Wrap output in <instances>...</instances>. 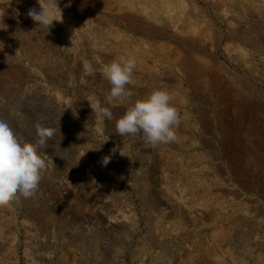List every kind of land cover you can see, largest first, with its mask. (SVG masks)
Segmentation results:
<instances>
[{"label":"rangeland","instance_id":"1","mask_svg":"<svg viewBox=\"0 0 264 264\" xmlns=\"http://www.w3.org/2000/svg\"><path fill=\"white\" fill-rule=\"evenodd\" d=\"M41 2L0 0V116L54 130L33 196L0 202V264H264V0H58L48 27ZM155 89L177 140L119 136Z\"/></svg>","mask_w":264,"mask_h":264},{"label":"clouds","instance_id":"2","mask_svg":"<svg viewBox=\"0 0 264 264\" xmlns=\"http://www.w3.org/2000/svg\"><path fill=\"white\" fill-rule=\"evenodd\" d=\"M58 7V0H44L38 6H29V13L47 27L58 21L53 17V10ZM137 66L135 56H127L113 61L103 70L104 77L111 85L110 97H131L132 91L126 86L132 82ZM172 95L166 89H155L144 99L137 100L117 121L116 133L121 136L142 134L146 146L155 147L177 140L176 128L181 117L172 104ZM102 116L113 119L109 108L102 110ZM54 130L36 125V142L23 138L5 116H0V202L24 199L33 196L41 181L42 170L46 161L40 150L47 148ZM116 151L115 148L112 150ZM110 157L104 158L106 166Z\"/></svg>","mask_w":264,"mask_h":264},{"label":"bare ground","instance_id":"3","mask_svg":"<svg viewBox=\"0 0 264 264\" xmlns=\"http://www.w3.org/2000/svg\"><path fill=\"white\" fill-rule=\"evenodd\" d=\"M250 69H251V68H250ZM231 79H232V78H231ZM237 86H238V85H237ZM234 88H235V87H234ZM222 92H223V91H222ZM258 97H259V98H262V99L264 100V96H263V95H259ZM234 100H235V99H234ZM214 104H215V103H214ZM244 108H245V107H244ZM236 110H237V109H236ZM195 111H196V110H195ZM198 111H199V110H198ZM201 111H202V110H201ZM213 111H214V110H213ZM203 112H204V110H203ZM198 113H199V112H198ZM214 113H215V112H214ZM213 115H214V114H213ZM215 116H216V115H215ZM206 120H207V119H206ZM205 122H206V121H205ZM222 123H223V122H222ZM241 123H242V122H241ZM241 123H240V124H241ZM204 125H205V124H204ZM214 125H215V124H214ZM217 125H218V124H217ZM217 125H216V126H217ZM238 125H239V123H238ZM231 126H232V125H231ZM205 127H206V126H205ZM217 127H219V126H217ZM240 130H241V128H240ZM245 130H246V129H245ZM208 131H209V130H208ZM219 131H220V130H219ZM224 135H225V134H224ZM225 136H226V135H225ZM225 136H224V137H225ZM225 140H226V139H225ZM222 151H223V150H222ZM234 160H235V159H234ZM241 164H242V163H241Z\"/></svg>","mask_w":264,"mask_h":264}]
</instances>
